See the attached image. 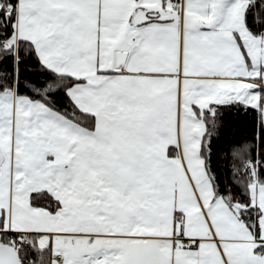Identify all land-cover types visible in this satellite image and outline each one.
Returning a JSON list of instances; mask_svg holds the SVG:
<instances>
[{
	"label": "snow or ice",
	"instance_id": "obj_1",
	"mask_svg": "<svg viewBox=\"0 0 264 264\" xmlns=\"http://www.w3.org/2000/svg\"><path fill=\"white\" fill-rule=\"evenodd\" d=\"M0 264H264V0H0Z\"/></svg>",
	"mask_w": 264,
	"mask_h": 264
},
{
	"label": "trees",
	"instance_id": "obj_2",
	"mask_svg": "<svg viewBox=\"0 0 264 264\" xmlns=\"http://www.w3.org/2000/svg\"><path fill=\"white\" fill-rule=\"evenodd\" d=\"M252 125L243 116L232 115L228 117V125L223 129L221 138L213 141V152L220 158L222 175L226 174V157L235 146H240L250 139Z\"/></svg>",
	"mask_w": 264,
	"mask_h": 264
}]
</instances>
